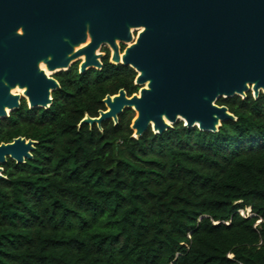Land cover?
Instances as JSON below:
<instances>
[{
	"label": "trees",
	"instance_id": "obj_1",
	"mask_svg": "<svg viewBox=\"0 0 264 264\" xmlns=\"http://www.w3.org/2000/svg\"><path fill=\"white\" fill-rule=\"evenodd\" d=\"M103 51L99 70L53 75L48 108L21 99L0 120V143L36 142L1 165L0 264H264V94L218 99L235 120L214 132L178 121L136 139L129 108L78 126L138 90Z\"/></svg>",
	"mask_w": 264,
	"mask_h": 264
},
{
	"label": "water",
	"instance_id": "obj_2",
	"mask_svg": "<svg viewBox=\"0 0 264 264\" xmlns=\"http://www.w3.org/2000/svg\"><path fill=\"white\" fill-rule=\"evenodd\" d=\"M103 46L111 63L137 73L140 88L105 95V109L78 126L116 124L129 108L136 139L178 121L214 132L235 120L218 99L264 94V0H0V120L21 99L30 109L49 107L59 84L41 63L57 73L82 58L80 73L100 69ZM35 143H0V180L7 158L31 159Z\"/></svg>",
	"mask_w": 264,
	"mask_h": 264
},
{
	"label": "flooded vegetation",
	"instance_id": "obj_3",
	"mask_svg": "<svg viewBox=\"0 0 264 264\" xmlns=\"http://www.w3.org/2000/svg\"><path fill=\"white\" fill-rule=\"evenodd\" d=\"M136 35V33L134 34V36ZM126 47V44H120V51L122 52L123 50H124V48ZM104 48H107V47H105V46H103L102 47V52H103V55H102V57L100 58V62H101V64H102V58L106 55L105 54V51H103V49ZM107 50H108V48H107ZM110 58V51L108 50V59ZM81 61H82V58H79L78 60H76V61H74L72 64H71V66L70 67H72V66H76V68H77V71H78V73H80L79 72V65H80V63H81ZM110 62V61H109ZM69 67V68H70ZM102 67V66H101ZM68 68V69H69ZM67 69V70H68ZM91 69H95V68H90V69H86L84 72H86V71H88V70H91ZM67 70H63V71H59V72H57V73H60V72H64V71H67ZM95 70H99V69H95ZM84 72H82V73H84ZM57 73H53V75H55V74H57ZM53 75H52V77H53ZM136 75H137V73H136ZM54 78V77H53ZM55 79V78H54ZM135 80V79H134ZM134 83V82H133ZM135 84V83H134ZM136 85V84H135ZM138 86V90H139V88H140V86L139 85H137ZM138 90L135 92V93H133V94H137L138 93ZM132 95V94H131ZM130 95V96H131ZM104 109H105V107H104Z\"/></svg>",
	"mask_w": 264,
	"mask_h": 264
},
{
	"label": "bare ground",
	"instance_id": "obj_4",
	"mask_svg": "<svg viewBox=\"0 0 264 264\" xmlns=\"http://www.w3.org/2000/svg\"><path fill=\"white\" fill-rule=\"evenodd\" d=\"M40 67L45 71L46 75H49L48 73H53L52 71H47V70L45 69V66H44L42 63L40 64ZM16 91H17V92H16ZM12 92H13V93H19V94H22V93H23V89L14 88V89L12 90Z\"/></svg>",
	"mask_w": 264,
	"mask_h": 264
},
{
	"label": "rangeland",
	"instance_id": "obj_5",
	"mask_svg": "<svg viewBox=\"0 0 264 264\" xmlns=\"http://www.w3.org/2000/svg\"><path fill=\"white\" fill-rule=\"evenodd\" d=\"M137 33V32H136ZM135 34V33H134ZM102 50V48L99 50L100 52H102L101 51ZM103 53V52H102ZM49 75H53V73H48ZM17 92V91H16ZM19 94V93H18ZM21 95V94H20ZM239 213L240 214H242V215H249L250 214V209L249 208H246L245 210H240L239 211Z\"/></svg>",
	"mask_w": 264,
	"mask_h": 264
}]
</instances>
